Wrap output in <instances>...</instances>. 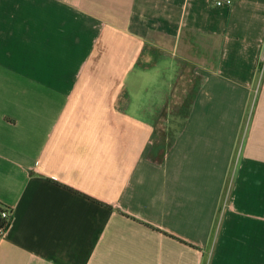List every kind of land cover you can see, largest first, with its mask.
<instances>
[{"label": "crops", "instance_id": "crops-1", "mask_svg": "<svg viewBox=\"0 0 264 264\" xmlns=\"http://www.w3.org/2000/svg\"><path fill=\"white\" fill-rule=\"evenodd\" d=\"M214 1L0 0V264H264V0Z\"/></svg>", "mask_w": 264, "mask_h": 264}, {"label": "built area", "instance_id": "built-area-1", "mask_svg": "<svg viewBox=\"0 0 264 264\" xmlns=\"http://www.w3.org/2000/svg\"><path fill=\"white\" fill-rule=\"evenodd\" d=\"M230 1L231 0H215L214 3L216 5H220L223 3H229ZM11 212H12L11 209L9 207L5 206V207H3L1 215L4 216L6 218V220H9ZM5 230L6 229H4V228H0V238L3 237Z\"/></svg>", "mask_w": 264, "mask_h": 264}, {"label": "rangeland", "instance_id": "rangeland-1", "mask_svg": "<svg viewBox=\"0 0 264 264\" xmlns=\"http://www.w3.org/2000/svg\"><path fill=\"white\" fill-rule=\"evenodd\" d=\"M194 53H191V55L193 56V57H195L196 55H193ZM182 68V67H181ZM186 68H189V66L187 65L186 66ZM182 78V77H181ZM180 80V79H179ZM182 80H184V82L185 83H187L188 82V73H186L185 74V77L183 76V78H182ZM179 82H181V83H179L178 85H177V87L175 88V90H174V92H173V95H172V97H171V99H175V97L178 95V93L180 92V94H183V86L185 85V83L184 82H182V81H179ZM182 92V93H181ZM187 92V91H186Z\"/></svg>", "mask_w": 264, "mask_h": 264}, {"label": "trees", "instance_id": "trees-1", "mask_svg": "<svg viewBox=\"0 0 264 264\" xmlns=\"http://www.w3.org/2000/svg\"><path fill=\"white\" fill-rule=\"evenodd\" d=\"M3 207H5L4 204L2 202H0V228L7 229V227L9 226L11 217H12V212H11V215H10V219L9 220H6V218L1 215V212L3 210Z\"/></svg>", "mask_w": 264, "mask_h": 264}]
</instances>
